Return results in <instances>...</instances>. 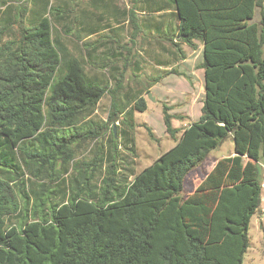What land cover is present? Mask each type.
<instances>
[{
	"label": "trees",
	"instance_id": "16d2710c",
	"mask_svg": "<svg viewBox=\"0 0 264 264\" xmlns=\"http://www.w3.org/2000/svg\"><path fill=\"white\" fill-rule=\"evenodd\" d=\"M30 1L33 9L0 0V39L19 28L0 45V264H243L263 189L264 0L168 1L177 28L167 39L203 44L202 116L178 131L171 122L179 116L164 105L175 145L141 173L121 176L111 125L133 128L145 101L93 121L99 101L118 90L89 76L95 50L88 61L66 45L71 5ZM228 137L234 154L182 196L188 174ZM93 140L94 157L77 160Z\"/></svg>",
	"mask_w": 264,
	"mask_h": 264
},
{
	"label": "rangeland",
	"instance_id": "374dc122",
	"mask_svg": "<svg viewBox=\"0 0 264 264\" xmlns=\"http://www.w3.org/2000/svg\"><path fill=\"white\" fill-rule=\"evenodd\" d=\"M116 2L119 6L118 8L127 9L126 19H128L129 25H122L123 30L101 31L98 35L88 38L85 32H80L71 25L69 34L63 33V36L66 45L74 54L81 57L87 56V51L91 49V46H95L97 40L106 44L105 46L96 45L99 49L97 54L100 57L103 53L108 54L104 57L106 58V60H103L105 62L97 60L99 62L95 61L86 64V69L93 80L108 86L110 91L116 89L118 91L115 100L110 93H107L99 101L91 117L93 121L101 124L108 122V117L115 112L116 106L129 103V105L126 104L128 109H134L137 99L142 98L145 101L147 105L146 111H134L133 128L126 127L122 121L111 125L119 139V147L115 152V161L119 170L118 175L127 174L129 171H133L137 175L152 165L176 143V139H173L166 132L163 118L164 105L170 108L169 114L179 116L172 119L171 122L172 128L178 131L198 121L202 116L205 96L204 71L200 68V64L203 61L202 43L195 41L196 50L199 48L195 51L192 46L174 37L172 40L167 39L164 35L157 38L143 30H135L134 24L140 19V15L135 11L136 19H133L130 14L131 10H133V1L117 0ZM24 6H27L26 3ZM257 17H259V14H257ZM117 26L118 24H113V27ZM18 30V25H16L12 28V32L2 36L0 45L9 40H15ZM77 33L80 38L76 37ZM155 39L157 43L167 49L161 53L160 57L161 62H168L167 65H158L156 62L153 63L151 61L153 51L156 53V47L153 42ZM109 49H112L115 53H121L123 57L110 59ZM167 51L173 52L175 54L174 57L169 55ZM86 59L88 60L87 57ZM135 62H138L139 71L134 69ZM113 66L117 67L118 71L114 72L111 70ZM172 70H177L183 74L169 73ZM113 76L116 77L113 78ZM157 76H162L159 84H163L158 89L150 90V87L154 85L153 80ZM148 92L155 97L156 102L150 100ZM123 130L129 133L131 143L128 144L122 138ZM179 135L180 133L177 134L178 137ZM110 138L111 129H108L104 132L101 142L106 153L109 148ZM97 146V141H88V144L83 146L78 152L77 160H91L97 152ZM233 154L234 141L232 137H228L210 152L202 165L188 174L182 196L185 197L195 192L214 168L217 161ZM262 181L261 204L258 212L252 217L250 222L248 233L249 247L244 255L243 264H264V169Z\"/></svg>",
	"mask_w": 264,
	"mask_h": 264
},
{
	"label": "crops",
	"instance_id": "0c3cea01",
	"mask_svg": "<svg viewBox=\"0 0 264 264\" xmlns=\"http://www.w3.org/2000/svg\"><path fill=\"white\" fill-rule=\"evenodd\" d=\"M65 1L71 5V15H72L66 19L65 22L66 25L69 26L72 25L78 31L85 32L88 38L98 35L101 31H107V30L118 31V29L123 30V28L121 27L122 25H129V21L128 19H126L127 9L118 8L119 6L117 5L116 2L117 0H71V1L65 0ZM168 1L169 0H136L134 9L140 15V19L137 20V22L134 24L135 30L137 29L143 30L149 34H152L153 36H156L157 38H159V36H163L167 31L170 32L175 31V28H177V22L175 20V17L172 16V14H174L176 11L175 9H173V7L171 6L169 7L167 5ZM26 5L27 8L30 9L34 8V4L30 0H26ZM133 7H134V2H133ZM113 24H118V26L113 27ZM80 32L78 33L80 34ZM153 42H154V46L156 47V53L155 51H153L151 61L153 63L156 62L158 65L161 64L167 65L168 62L160 61L161 60L160 57L162 55L161 53H163L167 49L164 48V46H162L161 44L157 43L156 39ZM96 45L105 46L106 44L97 40L95 42V46H91V49L89 51L92 50L95 51L93 52V61L90 62L88 59L89 63H93L97 60L101 62H105L103 61L106 60V58L104 57L105 55H108L106 53H103L102 56L100 57L97 54L99 49L98 46ZM89 51H87V54ZM109 51H110V56H109L110 59L111 58L117 59L123 57L121 53H115L114 51H112V49H109ZM201 51L203 53V44L201 47ZM167 52L169 53V55L174 57L175 54L173 52L171 51H167ZM86 57L83 58L87 60ZM134 69L136 71H139L138 62L134 63ZM111 70L116 72L118 71V68L113 66L111 67ZM115 77L116 76H113V78ZM162 84L163 83L160 84L156 83L150 87V90L158 89L161 87ZM120 105L122 106L124 104H120Z\"/></svg>",
	"mask_w": 264,
	"mask_h": 264
},
{
	"label": "water",
	"instance_id": "95a60500",
	"mask_svg": "<svg viewBox=\"0 0 264 264\" xmlns=\"http://www.w3.org/2000/svg\"><path fill=\"white\" fill-rule=\"evenodd\" d=\"M148 96H149L150 100H152L153 102H156L155 97H153L150 92H148Z\"/></svg>",
	"mask_w": 264,
	"mask_h": 264
}]
</instances>
